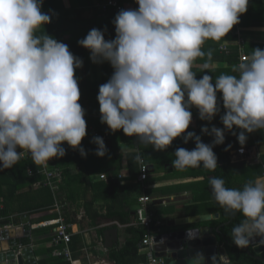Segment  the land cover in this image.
Here are the masks:
<instances>
[{"label":"clouds","instance_id":"9594fccd","mask_svg":"<svg viewBox=\"0 0 264 264\" xmlns=\"http://www.w3.org/2000/svg\"><path fill=\"white\" fill-rule=\"evenodd\" d=\"M43 2L0 0V170L12 168L25 155L47 169L50 160L65 156L64 144L86 156L81 147L87 134L86 113L79 103L76 77L83 61L65 43L45 34L51 16L42 11ZM135 2L138 9L116 15L115 39L106 40L104 32L92 29L78 41L89 50L94 64L108 62L114 69L99 87L101 123L157 151L167 149L178 137L184 143L194 140L193 150H176L173 167L184 171L202 166L214 172L218 158L213 147L224 144V131L202 128L214 137L212 144L203 143L187 132L190 109L195 107L201 120L211 122L220 112L217 94H222L226 111L221 122L228 131L241 130L237 139L242 152L246 133L264 130V50H252L232 74L221 73L214 81L209 74L197 79L193 69L209 73L216 68L212 50L205 51L204 46L208 41L221 47L232 43L225 37L240 23L249 0ZM93 142L95 154L104 157L103 138L97 136ZM132 150L136 161L142 162L140 147ZM209 184L226 216H242L232 228L233 243L244 249L260 237L259 244L264 245V176L240 188L227 187L225 179L217 176ZM196 232L189 230V238L196 239ZM210 260L211 264H231L224 255ZM187 264H206V258L198 252Z\"/></svg>","mask_w":264,"mask_h":264},{"label":"crops","instance_id":"0c3cea01","mask_svg":"<svg viewBox=\"0 0 264 264\" xmlns=\"http://www.w3.org/2000/svg\"><path fill=\"white\" fill-rule=\"evenodd\" d=\"M62 1L65 8H69L71 4L75 6L81 5L84 0ZM122 4L124 5V10L138 9L135 0H123ZM97 18L98 20L100 19L99 21L102 24L109 25L108 20L110 21V18L102 16L96 17L87 8L82 9L78 15H72L70 17L71 31L63 36L64 40L71 39V37L85 38L90 30L97 29ZM102 28L104 29V27ZM242 28L247 42L264 44V28ZM225 39L230 42L233 41L234 38L231 31ZM204 47L205 51L212 50L213 61L217 65L213 71L229 69L226 63L218 61L219 58L217 57L220 56V43L208 41ZM85 59L87 61L86 73L92 80L94 77H98L99 84H101L102 76L99 69L100 65L94 64L91 61L89 51L86 52ZM198 63H202V61H198ZM193 71L197 73V79L201 78L198 74H208L202 73L198 68H194ZM214 80L215 77H213ZM91 97H93L92 100L95 102L96 95L91 94L85 98L81 105L85 112L89 110L87 98ZM203 121L199 117L200 125ZM196 124V115L192 113V122L189 128H195ZM208 124L210 130L212 127H216L215 118L211 122H208ZM87 127L88 130H86L87 134L84 139L88 137L91 143L97 146L93 142L95 138L94 133H96L93 126L89 125ZM226 133H229L231 137L238 140L236 130L226 131ZM118 145L119 148L116 151V155L120 158L118 164V179L127 184L131 188L132 193L130 196L123 194L121 199L114 205L113 210H108L107 207L111 204L112 200L108 193V178L102 170L103 167L112 164V158L109 159L108 156H105L85 160L90 171L89 175L87 173L82 174L80 168L77 166H70L67 168V173L63 176L61 190L58 192V199L60 200V204L64 205L62 216L65 223L68 224V231L71 234V241L68 246L71 252V264H115L110 260L109 255L113 251L119 250L124 244L127 236L126 229L128 227L137 228L134 213L137 207V199L142 194L148 193L146 195L153 200L156 216L163 223L161 233L166 230V222L169 220L217 213L210 211L211 205L210 201H208V190L205 184V179L208 178H206V171L199 168H189L180 171L173 167L172 161L175 159V152L178 149V146L173 142L163 151L154 150L150 145L144 147L139 143L138 147H140V152L145 154V161L148 167L145 191L140 189L141 184L137 180L139 171L134 168V164L130 163L132 160L131 156L135 152L132 150L134 146L127 139L118 142ZM129 163L130 169L128 167ZM12 168L14 171L20 172L21 165L18 162ZM101 175H105V179H101ZM22 176L26 177L28 175L25 174ZM16 183H18V179L14 177L10 170L4 169L0 172V208L7 209L8 213V218L0 219V222L9 223L7 228L13 231L11 233L14 237L16 233H14L13 229H19L21 226V217L25 214L29 215L32 230V246L30 249L23 250L22 255L24 259H35L38 264V260L45 256L41 250L50 249L53 246V227L41 228L37 224L55 220L58 218V214L53 207L48 208V210L31 213L36 208L45 205L51 197L53 201L50 190L41 187L39 179H34L33 181L28 180L27 183L17 186L18 188L14 191V185ZM237 184L240 183L237 182ZM113 214H116L118 217L113 216ZM219 218L200 223L198 226H208L213 229L220 227L217 222ZM0 245L3 250L7 249L8 245L6 242ZM137 246L138 252L136 257L138 259L135 264H146V256L140 242L137 243ZM54 249L53 247L52 250ZM35 252H39L40 254L37 255ZM8 259L10 260V258ZM0 261V264H10V262L4 261L3 255H0Z\"/></svg>","mask_w":264,"mask_h":264},{"label":"trees","instance_id":"16d2710c","mask_svg":"<svg viewBox=\"0 0 264 264\" xmlns=\"http://www.w3.org/2000/svg\"><path fill=\"white\" fill-rule=\"evenodd\" d=\"M121 3H123V0H120ZM87 8L88 10H91V12L96 17H108L110 18L109 25L102 24L101 21L96 19L97 29L104 32L105 39L106 40H113L115 39V31L113 26V15L111 13H103L100 10H98L95 7L94 0H84L81 5H72L69 8H65L64 3L62 0H44L42 5V11L44 13H48L51 16V22L48 25L44 26V32L45 34L57 39L60 42L65 43L70 52L76 56L79 57L83 61V66L81 69L76 70V77L78 79L79 83V89L81 93L80 101L79 103L82 105L85 98L91 94L96 95V101L93 102V97L87 98V103L89 106V110L85 113V120L86 125H92L94 128V131L96 134H98V137H102L104 140V143L107 148V154L105 156H108L109 159L112 158V164H109V166L103 167V171L106 173V177L108 178V193L111 196V204L108 205V210H113L114 205L121 199V196L123 194L130 196L132 193L131 188L121 182L118 179V164H119V156L116 155V151L119 148L118 142L122 140H128L131 142V144L134 147L139 146V140L137 138L135 139H129L128 136L124 135L123 131H117L112 132L107 125L101 123V114H100V106L97 100V96L99 93V87L100 85L108 82V80L111 78L114 69L108 62H103L100 65V74H101V84H99L98 77L93 78V80L89 77V75L86 73L85 68L87 67V61L85 59L86 52L89 51L83 47H81L78 43L80 37H71V39L64 40L63 36L70 32V26H71V20L70 17L72 15H78L81 13L82 9ZM241 26L242 27H252V28H264V2L262 0H249V5L247 12L241 16ZM104 27V29L102 28ZM244 34V32H243ZM261 49L264 50V44L261 43H249L247 40L245 41L244 45V52L249 56L251 54V51L254 49ZM228 52L225 53L223 51H220V56L217 58L219 62L226 63L229 69H223L219 71H213L210 70L208 73L212 77H216L220 75L221 73H230L232 74V69L235 66V64L238 62L239 59V52L238 48L229 46ZM99 76V75H98ZM198 76L202 77L201 74H198ZM90 78V79H89ZM217 97L222 99V94L218 93ZM89 99V100H88ZM220 106V112L214 117L216 121V128H219L224 131L225 136V142L222 145H216L213 147V151L215 155L217 156L218 160L222 161L220 165H218L217 169L213 171H209L206 169H203L202 166L201 170L206 171L207 175L205 179V184L207 185V194L209 196L208 201H210V211H215L219 213L220 218L217 221L220 226V231L223 234L225 240L230 243V246L226 247L227 254L231 260V263H238V264H263L260 260L249 256L246 249L238 248L232 240L231 237V231L233 226L238 225L240 221L242 220V216L240 214H236L235 216L228 217L225 215L223 209L215 202L212 193H211V187L209 184V179L213 176L222 177L226 181L227 187H235L240 188L245 183L249 181H254L257 177L264 176V130H257L251 134H247V137L249 141H246V144L244 145L246 147H249L250 145H253L256 143L257 147L259 148L260 153V162L256 164H251L246 161H241L238 159L236 162H231V152L235 149H238L241 147L238 140H236L234 137H231L229 133H226L228 131L224 128V125L221 122V117L225 114V109L223 107V102L219 104ZM192 113L196 115L197 124L195 128H188L187 132H193L195 135L199 136L201 138V141L205 144H212L214 137L211 135H206L202 132V128L207 127L209 128V124L206 120L203 121V123L200 125L199 122V111L195 107H192L190 109ZM88 128V127H87ZM237 135L241 131L240 129H236ZM88 130V129H86ZM210 130V129H209ZM226 133V134H225ZM186 135V133H185ZM173 143L178 146V148H186L189 151L193 150L195 148V142L194 140H189L188 143H184L183 137L176 138ZM231 145L230 150L225 151V149ZM63 147L66 150V154L63 158H54L52 159V162L50 166H53L57 169H59L62 173V176L67 173V168L70 166L74 167L77 166L80 168L81 173L89 175L90 171L88 169V164L85 162V160L89 158L98 157L95 152L97 149V146L93 145L90 141V139L87 137L86 139H83L81 142V147L84 148L86 156L82 157L80 155V152L78 149L74 150L67 144H64ZM261 147V148H260ZM261 149V150H260ZM19 151V149H18ZM141 155V159L145 162L146 166L147 163L145 161V154L142 152H139ZM137 153L134 152V154L131 156L132 160L130 163L134 164V168L139 171L138 178L141 174L139 162L136 161ZM104 156V157H105ZM21 165L20 172H16L13 170V168H10V172L14 175L16 179H18V183L14 185V191L18 188L17 186L25 184L28 182V180H34V179H41L40 176L35 175L33 177H23L22 175L26 174V167L28 165L35 167L36 165L30 161L29 159L23 160L19 162ZM130 163L128 164V167L130 169ZM3 170H0L2 172ZM131 172V171H130ZM22 174V175H21ZM132 174V173H131ZM105 176V175H104ZM134 176V175H132ZM148 178V174H147ZM138 180V179H137ZM240 184H237V182ZM87 182V180H86ZM138 182L141 184L140 189L142 191H145V183L146 180L143 182ZM62 185V183H61ZM60 185V190H61ZM147 192V191H146ZM148 193H145L146 195ZM61 195V194H60ZM143 195V194H142ZM148 196V195H147ZM198 201V199H196ZM203 200V199H202ZM138 201V199H137ZM54 203V199L52 201V197L50 200L45 204L42 205L39 208H36L32 212H39L42 210H48V208H52V204ZM52 205V206H51ZM52 210V209H51ZM156 215V212H155ZM113 216L118 217L116 214H113ZM8 218L7 209L0 208V219ZM121 221H123L121 219ZM137 228L128 227L126 229V238L124 241V244L121 246V248L117 251H113L109 258L112 262L115 264H135L137 262L138 257V246L137 243L140 242L143 238V235L145 234V231L141 228L136 226ZM70 244V243H69ZM68 244V246H69ZM53 246L50 247V249H43L41 250L42 253L45 255L42 257V259L38 260V264H68L67 261L63 257H53L52 256V250ZM40 251V252H41ZM251 253L252 250H249ZM35 254H40L39 252H35ZM52 256V257H51ZM260 257L264 258V252L260 255Z\"/></svg>","mask_w":264,"mask_h":264},{"label":"built area","instance_id":"2783aa9c","mask_svg":"<svg viewBox=\"0 0 264 264\" xmlns=\"http://www.w3.org/2000/svg\"><path fill=\"white\" fill-rule=\"evenodd\" d=\"M95 7L103 13H111L113 15V21L116 15L124 10V5L120 2V0H94ZM241 21V17H240ZM114 31H115V25ZM244 30L241 26V23L235 25L231 30L233 35L232 43L224 47H220V51L227 53L229 50V46H233L238 48L239 59L235 64L238 65L242 60L246 59L248 55L244 52V45L246 41V37L243 34ZM116 35V32H115ZM218 104H221L222 99L217 97ZM98 134L94 133V137H97ZM136 137H129V139H135ZM134 141V140H133ZM231 160L232 162H236L238 159L246 162H260V153L256 143L250 145L249 147L243 146V151L241 152V147L231 152ZM29 159L32 161L30 155H25L19 162ZM33 162V161H32ZM52 160H50L49 167L47 169L39 168L38 166L32 167L28 165L26 167V174L29 177H33L38 175L41 177L40 186L43 188H47L50 190L54 203L53 208L57 211L58 218L51 221H44L38 223L37 226L41 228L53 227V240L52 244L55 248L52 251L53 257H63L68 264L72 263L71 252L68 248V244L71 241V234L68 231V224L65 223L62 210L64 209V205L60 204V200L58 199V192L60 191V185L63 180L62 173L59 169L50 166ZM141 174L138 178L140 182L147 180L148 167L145 162H139ZM101 179H105L104 175L100 176ZM135 225L141 227L145 234L141 240V247L146 256V264H166V261L163 258H159L155 256L154 247L156 245V238L159 234H161V227L163 225L162 221L155 215V210L153 207V200L147 195H141L137 201V207L135 210Z\"/></svg>","mask_w":264,"mask_h":264},{"label":"water","instance_id":"95a60500","mask_svg":"<svg viewBox=\"0 0 264 264\" xmlns=\"http://www.w3.org/2000/svg\"><path fill=\"white\" fill-rule=\"evenodd\" d=\"M262 1L264 2V0ZM221 163L222 161L217 160L218 165ZM218 218L219 214L214 213L167 221L166 230L156 238V245L154 247L155 256L163 258L166 264H187L188 259L198 252L204 254L206 264H211L210 258L213 255L228 257L226 247L231 244L225 240L220 227L213 229L208 226H198L200 223ZM8 224V222H0V244L6 242L8 245L5 250L0 245V255H3L4 261L10 262V264H37L35 259H24L22 255L23 250L30 249L32 246V230L29 215L25 214L21 217L19 229L12 228L14 233H16L14 237L12 236L13 231L7 228ZM197 229V238L190 239L188 235L189 230ZM260 239V237L254 238L250 246L245 249L249 256L260 260L264 264V258L260 257L264 252V245L259 244ZM249 248H251L253 253L249 251Z\"/></svg>","mask_w":264,"mask_h":264},{"label":"rangeland","instance_id":"374dc122","mask_svg":"<svg viewBox=\"0 0 264 264\" xmlns=\"http://www.w3.org/2000/svg\"><path fill=\"white\" fill-rule=\"evenodd\" d=\"M249 137V136H248ZM248 139V138H247ZM247 141H249V140H247ZM246 145H248V144H246ZM261 148V147H260ZM258 150H259V148H258ZM261 150V149H260ZM249 163H251V164H256L255 162H253V161H251V162H249Z\"/></svg>","mask_w":264,"mask_h":264},{"label":"bare ground","instance_id":"6f19581e","mask_svg":"<svg viewBox=\"0 0 264 264\" xmlns=\"http://www.w3.org/2000/svg\"><path fill=\"white\" fill-rule=\"evenodd\" d=\"M28 253V252H27ZM29 257V256H28ZM6 263V262H5Z\"/></svg>","mask_w":264,"mask_h":264}]
</instances>
